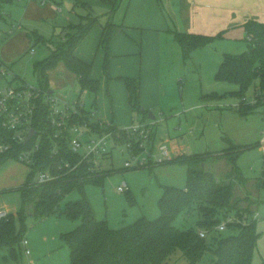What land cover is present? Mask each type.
Here are the masks:
<instances>
[{
    "label": "trees",
    "instance_id": "trees-1",
    "mask_svg": "<svg viewBox=\"0 0 264 264\" xmlns=\"http://www.w3.org/2000/svg\"><path fill=\"white\" fill-rule=\"evenodd\" d=\"M13 1L0 0V19L4 20L2 7L12 4ZM123 1L110 2L111 10L102 24L98 49L105 52L102 70L107 76L108 45L123 29L122 23L115 22L113 16L121 9ZM74 5L83 8L84 13L79 15L77 23H69L64 28L59 39L46 40L36 32L27 34L29 44L32 43L27 51L31 52L33 46L40 42L50 48L49 55L36 61L33 66L35 86L39 90L38 95L31 98L33 107L30 130L35 133L28 143L19 144L11 139L13 132L5 133L12 147L9 151L0 153L2 164L9 159L19 161L21 152L32 149L36 144L38 147L33 153V163L26 181L17 188L22 209L18 211L16 219L20 226H16L15 218L11 214L0 219V249L7 254L5 258L8 257L17 264H23L20 243L26 230L24 219L27 214H30L36 223L54 215L66 194L74 189L82 192L87 183L102 185L104 178L114 172L94 168L88 162H82L72 170L63 167L66 161L71 167L79 161V153L73 152L68 145L71 138L70 128L84 127L87 133L98 135L110 132L116 145L132 141L122 128L94 121L91 112L84 109L70 116L66 123L67 131L59 137L54 136L56 129L50 122L49 106L45 101L51 94L50 73L58 66H62L65 71L75 76L80 92L89 91L96 94L99 88V82L90 77L91 63L78 59L74 52L92 26L100 23V16L86 3L78 1ZM244 30L247 36L246 52L238 55L225 54L214 75L216 81L237 85L238 89L232 94L239 99L236 111L240 116L254 113L259 106L257 101L262 98L259 96L254 104L243 100L245 90L253 79H260L261 88L264 86V23L247 21ZM174 39L181 48L182 59L185 62L192 50L210 45L215 37L174 32ZM2 66L0 62V68ZM121 80L125 84L132 112L147 121L148 110L142 109L137 80L133 78ZM216 97L219 96L206 94L201 96V99ZM224 140L227 141L228 147L213 154L210 152L181 154L166 163H156L148 157L146 167L175 162L186 166V186L162 187L158 200L160 214L154 220L141 217L133 224L113 229L105 220L96 219L85 196L67 202L61 211L62 214L70 220H80L75 229L61 236L69 248V264H163L176 249L181 250L187 264H197L208 251L214 257L212 264H253V255L260 235L256 228L258 215L251 207L256 201L249 196L241 199L234 194L235 186L246 184L245 177L238 169L237 160L250 146L231 143L227 138ZM257 146L262 147V172L260 177H257L255 185L264 190V141L258 142ZM128 152L139 155L143 153V148L132 142ZM209 159L213 161L225 159L229 166L225 182H220L213 173L205 169ZM45 171H49L55 177L47 183L37 184V174ZM246 202L248 203L245 206ZM193 215L197 217L196 229H181L175 225L179 216L186 220ZM220 226H224V229L219 230ZM224 230L231 233L222 236L220 232ZM200 233H204V237H201Z\"/></svg>",
    "mask_w": 264,
    "mask_h": 264
},
{
    "label": "rangeland",
    "instance_id": "rangeland-1",
    "mask_svg": "<svg viewBox=\"0 0 264 264\" xmlns=\"http://www.w3.org/2000/svg\"><path fill=\"white\" fill-rule=\"evenodd\" d=\"M125 4H127V1L123 3V5ZM61 8L63 13H65L66 7L64 3H61ZM93 10L100 16V20L106 17L98 9L93 8ZM83 13V8L78 6L74 8L70 16L72 23H77L79 15ZM117 18L118 16L116 20H118ZM64 24H66L65 21H60L58 27ZM6 25L0 19V31L7 28L8 26ZM38 27L41 29L42 37L46 40L52 38L56 40L61 35V28L52 32V28L46 23H41ZM21 30L16 33L21 52L11 60L8 59L5 62L11 51L3 53L4 46L9 42H6V40L10 38H4L3 41H0V62L5 63L3 66L5 65L7 68L6 74L0 79V90L7 86L12 88L35 86L34 63L44 59L50 53V48L43 42L33 46L31 52L27 51L32 46V43L27 44L26 40V46L24 45L25 34L22 33L23 29ZM176 44H173L176 48L174 47L173 50L170 48L172 53L167 64L168 82L171 80L169 84L170 95L168 97L171 107L175 108L170 112L167 111V113L160 110L159 107L154 109L152 113L158 121V125L155 127V138L160 140V138L163 139L168 136L171 140H177L179 144L182 143L185 146L186 152L190 154L221 152L228 147L227 141L224 140L225 138L237 145L250 146L237 160L238 169L245 177L246 184L245 186H235L234 194L241 199L249 196L250 199L256 201L251 207L258 215L256 228L260 235L252 263L259 264L264 262V190L259 189L255 182L262 172V148L257 146V143L264 141V98L257 101L259 106H257L254 113L240 116L236 111L239 99L232 94L238 89L237 85L216 81L214 76L223 56L225 54L238 55L246 52L247 43L246 41L236 42L232 40L222 43V45H215L214 42L192 50L185 62ZM183 62L186 64L184 65ZM103 73L102 64L95 65L93 62L90 75L92 74V76L102 81L103 77L106 80L107 76ZM13 78L16 79L14 80ZM260 85V79H253L244 93L243 100L246 103H253L256 94L255 90ZM115 87H120V84ZM64 89L77 90V93L70 96H64L66 95V90L60 92L63 98H67L66 100L69 102L74 101L80 93L77 84ZM54 94L58 95L59 92L54 91ZM206 94H215L219 97L201 99V96ZM116 96L120 98L119 93ZM80 99H83L85 110L98 114L100 119L105 120L104 116L110 109L104 101L106 99V91L102 89V83L96 94L83 91ZM93 103L94 106L92 107ZM120 114L122 121L117 123L120 124L126 121V124L120 125L125 127L127 122L130 123V112L121 110ZM134 119H136V115ZM84 133L85 128L82 127L73 134L84 141L88 137ZM149 136H151V133ZM150 145L148 144L149 148ZM107 148L104 155L98 158V167L103 170H113L114 172L104 178L102 185L87 183L82 192L74 189L61 200L57 213L37 223L30 214L25 216L24 225L26 230L24 239L28 241L27 248H29L32 255L25 256L21 249V261L23 264H69V248L61 236L75 229L80 224V220H70L62 214L61 211L67 202L76 201L85 196L97 220H105L110 228L119 229L131 223L133 224L134 221L141 217H145L148 220L156 219L160 214L158 200L164 185H172L178 188L186 186V166L181 163L175 162L136 170H122L124 162L131 159L125 145L118 144L114 146L113 143H110ZM19 165L27 167L22 163H19ZM205 167L220 182H225L224 178L229 166L224 159L217 161L209 159ZM20 174V169L16 168L15 165L0 164V188L5 187L8 189L10 184L20 179ZM122 181L126 182L129 188L126 193L117 191V187L122 184ZM0 192V201L5 199L11 206L16 207L18 211L22 209L20 194L16 188L8 192ZM247 203H245V206ZM196 221V215L186 220L179 216L175 221V225L181 229H196ZM17 226L19 227L20 223ZM230 233L229 230L220 232L222 236H227ZM1 257L0 264H16L8 257L7 259H2ZM213 259L212 253L208 251L197 264H212ZM163 264H187V261L183 257L181 250L176 249Z\"/></svg>",
    "mask_w": 264,
    "mask_h": 264
},
{
    "label": "crops",
    "instance_id": "crops-1",
    "mask_svg": "<svg viewBox=\"0 0 264 264\" xmlns=\"http://www.w3.org/2000/svg\"><path fill=\"white\" fill-rule=\"evenodd\" d=\"M78 1L98 9L99 12H103L102 15H107L111 10L110 2L114 0H14L12 4L2 7L4 17V20H2L8 27L0 31V41L9 37L10 39L6 40V42H9L4 46L3 53L5 54L7 51H11V54L6 58L5 62L8 59L11 60L15 56H18L21 52L20 44L18 45L17 42L18 37L16 36L18 31H22L21 29H23L22 33L25 34V46L26 40L27 44H29L27 37L29 32H36L41 35V29L38 27L41 23L49 25L52 28V32L61 28L60 33L63 35L62 30L64 26L72 23L70 16L74 8H76L74 3ZM126 1L127 4L123 5ZM126 1H123L121 9L115 12L113 16L115 22L122 23L123 29L111 39L108 45V77L106 76V80L103 77L101 81V79H97L92 74L90 75L92 79L99 82V86L102 83V89L106 91V99L104 101L110 110L106 112V116H104L105 120L100 119L98 114L93 112L91 113L92 118L99 123L112 124L118 128H126L134 124H140L141 122H143L141 124L149 125L151 127V139L148 141V144L151 145L150 148L148 147V151H150L149 154L153 161L157 158L158 146L161 143L168 145L167 147L172 158L181 154L190 155V153L186 152L185 146L182 143L179 144L177 140H171L168 136L163 139L160 138V140L155 138V127L158 125V121L152 112L156 107H159L160 110L166 113L175 108L171 107L169 101V84L171 80L168 82L167 76V64L172 53L170 52V48L172 50L174 47L176 48L173 44L177 43L174 39V32L215 37V45H222V43L224 44L232 40L236 42L246 41L247 36L244 30V24L251 20L264 23V0ZM61 3L66 4L68 7L65 13H63V9L61 8ZM117 16L118 20H116ZM105 20L106 17L102 18L100 23L92 26L74 52L78 59L91 63V69L93 62L95 65L103 64L105 58V52L98 49V43L102 33V24ZM60 21H65L66 24L58 27ZM9 31L11 32L9 33ZM176 45H178L181 52L179 44ZM1 63L5 64L3 62ZM122 78H133L137 80L139 84L140 103L143 109L148 110L147 121H144L141 116L132 112L129 106L130 104L128 103L125 84L121 80ZM73 84H77L78 86L75 76L65 71L62 66H58L50 73V89L53 94L54 91L59 92L58 95L55 94L57 96L63 98L60 92L64 90H66V95L64 96L77 93L75 89H64L73 86ZM118 84H120V87H115ZM117 93L120 94V98L116 96ZM80 95L81 92L77 95L76 99H80ZM82 105L85 110L83 99ZM121 110L130 112V123L127 122L125 127L120 125L126 124V121L120 124L117 123L122 121L120 117ZM149 112H151V117L152 115L154 116V119L149 118ZM135 115L136 119H134ZM84 134L87 135L86 132ZM17 163L10 159L4 162L5 165H15L16 168L20 169L21 174L18 181L10 184L8 189L5 187L0 188V191L8 192L13 188L17 190L26 181L29 168ZM104 171L108 170L104 169ZM1 200L0 210H5L13 215L17 226V208L11 206L5 199ZM27 245L28 241L26 248ZM21 249L23 251V248ZM27 249L29 250V248ZM6 255L5 251L0 249L1 258L7 259L5 258ZM30 255L32 253L29 250Z\"/></svg>",
    "mask_w": 264,
    "mask_h": 264
},
{
    "label": "built area",
    "instance_id": "built-area-1",
    "mask_svg": "<svg viewBox=\"0 0 264 264\" xmlns=\"http://www.w3.org/2000/svg\"><path fill=\"white\" fill-rule=\"evenodd\" d=\"M11 31H9L10 33ZM32 51V50H31ZM6 68L3 66L0 69V77L6 74ZM39 90L36 86H22L19 88H12L7 86L0 90V153L7 152L11 149L12 145L5 137V133L13 132L11 137L12 141L15 143H25V139L30 130V124L32 119V104L31 98L38 95ZM255 98L253 104L257 101L259 96L264 98V86L261 88L257 87L255 90ZM261 98V99H262ZM67 98H62L51 92L45 98L46 103L49 106V118L51 124L56 129L55 137H59L63 132L67 131L68 128L66 123L72 114L79 113L80 109H83L82 100L75 99L73 103L66 100ZM82 127H73L70 128L71 138L69 140V147L73 152L79 153V161L70 166L66 161L64 162L65 168L72 170L77 167L82 162H88L92 164L94 168H100L98 158H100L107 151V147L110 143H113L115 146V141L113 134L103 133L98 134H89L87 133L86 140L82 141L80 138L75 137L73 133L78 132ZM125 131L131 142H127L125 145L127 151L130 149L132 142L138 144L140 148H143V153L139 155H132L130 160L124 162L125 169L133 168H143L148 164V157L150 154L148 151V141L149 135L151 132V127L146 124H134L126 128H122ZM31 140V139H30ZM29 140V141H30ZM28 141V142H29ZM27 142V143H28ZM146 146V147H145ZM37 144L30 150H26L20 153L19 163L26 165L29 169L33 163V153L37 149ZM159 155V156H158ZM158 155L154 162L162 163L169 162L172 159V155L165 145L161 143L158 146ZM151 158V157H150ZM152 160V159H151ZM153 161V160H152ZM55 176L49 171L40 172L36 176L37 184H44L52 180ZM128 190L126 182L122 181L117 187V191L124 193ZM9 213L5 210H0V219L7 218ZM224 226H220L219 230H223ZM201 237H204V233H200ZM27 241L25 239L21 240V246L23 248V253L25 256H29V250L26 248Z\"/></svg>",
    "mask_w": 264,
    "mask_h": 264
},
{
    "label": "water",
    "instance_id": "water-1",
    "mask_svg": "<svg viewBox=\"0 0 264 264\" xmlns=\"http://www.w3.org/2000/svg\"><path fill=\"white\" fill-rule=\"evenodd\" d=\"M64 5H65L66 9L68 10L67 5H66V4H64ZM142 109H143V108H142ZM149 118L154 119V116H153V115H152V117H151V112H149ZM34 133H35V132L32 131V130L29 131V133L27 134V137H26V139H25V143H27V142L32 138V136L34 135ZM201 167L203 168V167H204V164H202Z\"/></svg>",
    "mask_w": 264,
    "mask_h": 264
}]
</instances>
